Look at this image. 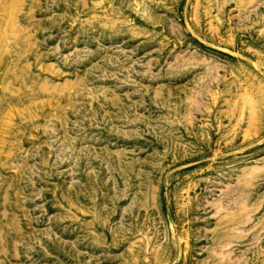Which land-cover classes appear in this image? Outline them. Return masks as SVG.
Instances as JSON below:
<instances>
[{
  "label": "rangeland",
  "instance_id": "374dc122",
  "mask_svg": "<svg viewBox=\"0 0 264 264\" xmlns=\"http://www.w3.org/2000/svg\"><path fill=\"white\" fill-rule=\"evenodd\" d=\"M0 264H264V0H0Z\"/></svg>",
  "mask_w": 264,
  "mask_h": 264
}]
</instances>
